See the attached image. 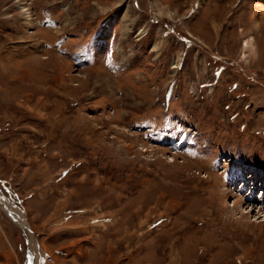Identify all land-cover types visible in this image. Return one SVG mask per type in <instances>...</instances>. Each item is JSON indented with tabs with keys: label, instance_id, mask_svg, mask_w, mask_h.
<instances>
[{
	"label": "rangeland",
	"instance_id": "374dc122",
	"mask_svg": "<svg viewBox=\"0 0 264 264\" xmlns=\"http://www.w3.org/2000/svg\"><path fill=\"white\" fill-rule=\"evenodd\" d=\"M254 178L264 0H0V264H264Z\"/></svg>",
	"mask_w": 264,
	"mask_h": 264
},
{
	"label": "bare ground",
	"instance_id": "6f19581e",
	"mask_svg": "<svg viewBox=\"0 0 264 264\" xmlns=\"http://www.w3.org/2000/svg\"><path fill=\"white\" fill-rule=\"evenodd\" d=\"M247 44H248V46H249V50L251 49V51H252V49H253V43H252V41L251 40H249V41H247L246 42ZM243 182H244V180H243ZM244 186H246V184L245 185H243L242 187H240V189L241 190H243V187ZM240 189H239V192H240ZM238 192V193H239ZM250 192H251V190H250ZM2 194V192L0 191V195ZM248 194H249V192H248ZM237 195V194H236ZM249 197V196H248ZM2 198V197H1ZM0 198V199H1ZM5 198V197H4ZM256 199V198H255ZM4 201V200H3ZM261 203H259V206H260V208H263L264 207V204H263V202H264V198H262V200H259ZM254 203V202H253ZM253 203H250L251 204V207L249 206L246 210H250V208L251 209H254V204ZM6 208L9 210V212L11 213V215H12V218L13 217H15V211H13V209H12V207H11V205L9 204V203H6ZM244 209V208H243ZM17 214V213H16ZM14 215V216H13ZM18 217V216H17ZM16 218V217H15ZM22 218V217H21ZM20 225H21V227L23 228V229H28L29 230V224L28 223H26V221H25V223H23V221H21V223H20ZM31 236V238L34 240V236L32 235V233L30 234ZM31 244H33V245H31V246H33V247H31L33 250H31V253H32V260L34 261V264H37L36 262H38V258H42V257H44L45 256V254L41 251V247L39 246H37V244H35V240L34 241H32V243ZM36 253V256H37V259H35L36 257L34 256V254ZM35 259V260H34ZM38 264H40V262H38ZM58 264V263H57Z\"/></svg>",
	"mask_w": 264,
	"mask_h": 264
},
{
	"label": "crops",
	"instance_id": "0c3cea01",
	"mask_svg": "<svg viewBox=\"0 0 264 264\" xmlns=\"http://www.w3.org/2000/svg\"><path fill=\"white\" fill-rule=\"evenodd\" d=\"M98 242V244L96 243V245H92L91 247H95V248H97V247H99L100 246V240H97ZM83 244V243H82ZM79 246H81V245H78V247ZM67 247H68V245H67ZM79 248H81V247H79ZM80 250L78 249L77 251H73V252H70L69 254H68V256H69V258L71 259V261H70V264H83L82 263V261L80 260V255H79V253H77V252H79ZM81 255H82V252H81ZM84 261V260H83Z\"/></svg>",
	"mask_w": 264,
	"mask_h": 264
},
{
	"label": "built area",
	"instance_id": "2783aa9c",
	"mask_svg": "<svg viewBox=\"0 0 264 264\" xmlns=\"http://www.w3.org/2000/svg\"><path fill=\"white\" fill-rule=\"evenodd\" d=\"M45 264H57L54 257L45 254Z\"/></svg>",
	"mask_w": 264,
	"mask_h": 264
},
{
	"label": "water",
	"instance_id": "95a60500",
	"mask_svg": "<svg viewBox=\"0 0 264 264\" xmlns=\"http://www.w3.org/2000/svg\"><path fill=\"white\" fill-rule=\"evenodd\" d=\"M2 197V198H1ZM0 204H2V206H4L5 207V205H4V203L2 202L5 198H4V196L1 194L0 195ZM6 208V207H5ZM7 211V210H6ZM23 220H25V219H23ZM26 221V220H25ZM26 223H27V221H26ZM29 229H30V227H29ZM45 257V256H44ZM41 259V261L43 262V264H45V259L43 260V257L42 258H40Z\"/></svg>",
	"mask_w": 264,
	"mask_h": 264
}]
</instances>
